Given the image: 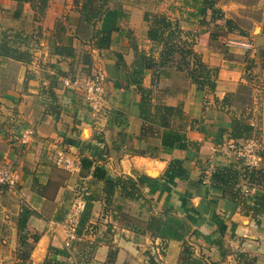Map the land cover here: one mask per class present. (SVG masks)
<instances>
[{"label": "crops", "instance_id": "obj_1", "mask_svg": "<svg viewBox=\"0 0 264 264\" xmlns=\"http://www.w3.org/2000/svg\"><path fill=\"white\" fill-rule=\"evenodd\" d=\"M18 6L15 0H0V32L14 33L12 38L24 35L18 30H25L29 19L22 9L18 15ZM58 9L52 0L40 22L53 36ZM257 9L259 16L247 35L196 45L202 60L215 70L214 91H198L191 83L188 88L168 87L169 78H183L177 73L160 74L153 85L147 71L143 86L151 90L153 103L147 119L142 115L143 94L137 86L125 81L115 86L125 65L111 50L98 56L107 76L105 113L95 117L88 108L77 80L87 70L81 71V65L78 68L74 62L76 47L84 45L76 37L80 16L76 9L71 10L72 20L62 40L51 38L50 46L56 49L46 44L42 59L35 57L37 61L27 63L0 54V165L12 166L18 173L14 187L0 184V243L6 249L15 240V247L4 251L17 254L2 264H22V252H30L27 263L44 264L51 247L66 250L57 256L66 264H182L184 241L190 246V264H246L241 258L244 253L256 264H264V209L255 213L242 202L227 199L212 185L210 176H202L209 168L208 160L227 156L231 144L247 140L231 136L232 118L242 111L234 108L231 99L223 102L225 96H238L249 89L245 114L256 127L255 139L264 150V0H259ZM114 11L119 16L121 11L112 12L113 23L118 19L116 24L121 26ZM140 12H134L133 22L122 28L138 31ZM110 13L100 28H111ZM121 35L114 32L112 42ZM58 46H70L74 54L58 53ZM124 58L127 65L133 59ZM161 104L182 106L187 118L172 121L186 124L196 149L163 145L160 112L155 109ZM29 130L33 135L23 139ZM62 150L71 162L69 167L56 164ZM262 154L256 168L264 172ZM118 177L123 179L117 184ZM132 187L136 198L126 196ZM81 198L85 201L81 220L94 230L77 234V240L67 246L70 209ZM254 205L264 208L258 201ZM23 208L31 210L24 243L18 228ZM171 218L190 225L184 239L162 235Z\"/></svg>", "mask_w": 264, "mask_h": 264}, {"label": "rangeland", "instance_id": "obj_2", "mask_svg": "<svg viewBox=\"0 0 264 264\" xmlns=\"http://www.w3.org/2000/svg\"><path fill=\"white\" fill-rule=\"evenodd\" d=\"M53 1L59 4V9L55 11V14H57V19L55 21L54 29L57 30L59 25L63 24L66 27V25L70 23V21L72 20L71 10H75V5H74V0H60V2H58V0H53ZM113 1L120 2V6L122 7L120 16H119V12L114 11V16L115 14H118L120 18L121 27H123L122 25L126 26L130 22H133L131 16L135 14L134 12L141 11L140 12L141 17L139 16V19L142 23V26L138 29V31L132 30L130 28H126V29L124 28V29L126 30V32L129 31L131 32L134 41L138 44L140 49L146 50L148 52L150 51L152 43H149L147 41L148 23L144 20L145 12L147 11L163 12L166 13L168 16H170L173 22L176 21L179 22V25L182 28V32H181L182 39L181 40L179 39V41L178 39H174V41L172 42L175 43L174 49L168 52V49L165 48V46H159V48L158 46H156V49L153 52V55L155 57V62H154L155 67L153 66L152 69L147 70L149 76L151 77V83L153 84L152 82L153 77L158 78V75L160 76V74L161 75L164 74L169 75L170 73H172L173 75H175L176 73L177 75L183 74V78L177 77V80L175 79V77L169 78V81L167 82V86L175 87L173 85L175 84L177 87L181 86V88H185V87L188 88L191 83L193 86L196 87V89L197 88L199 89L198 91H203V92L207 91L209 87L205 86L204 89H200L198 87V84H196L193 81L192 73L189 71V69H191L192 67L194 68L196 67V63H195L196 60L194 58V54L188 53L190 48H193L196 52L200 54V52L196 49V45L201 43V41L210 42L213 39L212 37L214 35H217V38L227 39L236 34H240L239 32L240 29L246 30L247 32L252 31L254 29L253 27L254 19L259 16V12H260V10L257 9L259 5V0H220L217 3L216 7L220 8L222 12H219L218 17L214 19H213V9L209 8L207 13L203 15L200 13L199 9L196 6H194L193 0H113ZM50 2H52V0H48V6L41 15H40L41 11H39L38 6H32L31 3H28L29 5H25L23 3L21 6H18L25 12L26 15L29 16L28 21H25L27 22L24 25L25 30L21 29L20 27H19L20 31L18 30V32L21 33L22 31H24V35L23 34L21 36L16 35V37L12 38L14 33H8L7 30L0 32V39H1L0 42L4 40V38H6L9 41V45L10 46L12 45L13 49H17L18 55L22 53L24 59H27V61H23V62L30 63L31 61H37L35 57L41 58L42 52L44 50H47L45 48L46 44L50 46L51 38L54 37V39H57V36H53L48 31L42 29L41 27L42 24H40V22H42L44 20V17L46 16L47 9L50 6ZM115 2H112L110 5V9H111V10L109 9V11L111 12L109 17L110 25L108 27H111L113 24L112 12L113 10L116 9L115 8L116 5H119ZM62 5L64 6V9L61 8ZM108 12L105 14L106 16ZM36 13L39 14L40 16L39 20H36L34 17H33L34 19L32 18V16H35ZM227 19H232V21L237 25L234 26L235 28L232 29V32L229 31V26L227 25ZM111 20L112 23L110 22ZM58 23L59 25L57 26ZM99 23L98 26L100 27ZM64 32L66 33L67 29H65ZM229 32L231 34H229ZM10 40H12L13 42H11ZM131 40L132 39L128 37L126 34V35H121L116 43L112 42L111 45L105 48L98 47L95 43L96 42L95 40H94L95 42L92 41H87L86 43L83 42L84 44L83 46L76 47L75 51L77 52V58L74 61L75 65L77 64L76 66L78 68H80L81 65L82 67L81 71L87 70V71H83L84 73H86L85 75H82L77 79L81 83V84L78 83V86L79 88L83 89V95H84V87L86 83L90 79L95 78V76L101 73L104 77V80L101 82V87L103 89L102 102L105 103V105H108L107 91L105 87L107 76L105 75L104 70L101 68L100 64L98 63L99 62L98 56L101 58L103 57V53L106 50H111L114 55L118 54V56H116L117 60L125 61L124 58L125 55L129 57L132 56V58L134 59V50L131 44L132 43ZM183 40L185 41L187 40L188 43H185ZM50 49L52 50L56 49V46L52 45V48L50 46ZM103 49L104 51L102 52L101 50ZM108 55L112 56V54L109 51H108ZM188 61L190 62V66H188L187 64ZM128 71L130 70L128 69ZM121 76L124 75L121 74ZM171 80H174V82H172ZM248 104H249L248 89L245 88L240 94H238V99H236L233 105L234 108H238L240 110V108ZM88 108L91 110V112L95 117H99L101 114H104L106 110V109L104 110V107L101 111H97L91 108L90 106H88ZM236 113L237 112H235V114ZM248 117L249 115L245 114L244 120L249 121ZM255 128L256 127L253 126V129L249 132V134L250 133L251 134L247 138V140L248 139L250 140L249 141L250 144L247 147L252 152L256 151L257 154H259V156L261 157V154L264 150H263V146L260 145L259 142L255 139L257 133ZM247 140L236 141L235 142L236 146L231 147L230 150L229 149L227 150L226 153L227 156H223V157L217 156L212 160L213 162L211 160H208L210 165L209 168H207L206 172L204 173V177L208 178V176H210L213 173V171L218 167L220 168L226 167L228 169L231 168L232 170L229 169V171H235L238 175L234 179V181H236L235 182L236 187L241 188V194H243V196H246V199L248 198V200H246L247 202L253 203V204L252 203H248V204L249 206H251V209L254 210L253 206H255L254 203L257 200H254L253 196L256 197L257 193L264 194V172L256 173L254 169L262 159L257 160L254 157L255 153H252V155H250V151H248L247 154H243V147L245 146ZM219 150L223 151L222 147H220ZM10 168L16 173L17 181H18V173L14 170L12 166ZM89 230L93 231L94 229L93 227L91 228L89 227ZM23 234L26 237V234L25 233ZM9 239L12 241L11 238H7V240ZM23 239L24 238L20 236V242H23L24 241ZM16 242L18 241L16 240ZM15 245L16 243L14 240L9 243L6 249L12 250L15 247ZM6 249H4V247L0 243V264L8 263L9 261H12L13 258H15V256L17 255L12 252L6 253L4 251Z\"/></svg>", "mask_w": 264, "mask_h": 264}, {"label": "trees", "instance_id": "obj_3", "mask_svg": "<svg viewBox=\"0 0 264 264\" xmlns=\"http://www.w3.org/2000/svg\"><path fill=\"white\" fill-rule=\"evenodd\" d=\"M22 5L23 3H31L32 6H38L40 15L44 12V10L48 6V0H15ZM194 6H196L200 13L205 15L209 8L213 9V19L218 17V13L222 12L220 8H217L216 5L220 0H193ZM113 0H74V5L76 11L79 12V23L76 30V37L80 39L82 42L92 41L95 42L96 45L100 48H105L111 45L112 43V35L114 32L123 33L130 37L132 40V47L134 50V59L131 64L127 65L125 61L123 64L125 68H123L124 76L117 77L115 80V86L121 87L123 85V80L126 82V85L135 84L137 88L142 92V115L144 118H149L146 113H149L152 108V101H151V90L147 89L143 86L144 77L147 73V70L152 69L155 67V57L153 52L156 49V46H165L168 49V52L174 49L175 43H172L174 39L181 40V32L182 28L179 25V22H173V20L168 16L166 13L158 12V11H147L144 14V20L148 23L147 28V38L152 43L150 51H146L140 49L138 44L134 41L131 32H126L124 28L120 25L113 23L111 28H100L98 23L104 19L105 14L109 11L110 5ZM119 5H116V11H121L122 7L120 6V2H115ZM21 11L18 10V15ZM221 15V14H220ZM34 18L36 20L40 19L39 14H35ZM61 24V23H60ZM59 23L57 24V26ZM227 25L229 26V31L232 32V29L237 26L232 19H227ZM56 26V28H57ZM239 27V26H238ZM65 25H59L58 29L55 32V35L58 39L62 40L63 35L65 34ZM62 31V32H61ZM229 32V33H230ZM240 35H247L248 32L246 30L240 29ZM126 33V34H125ZM213 39L217 38V35L212 37ZM95 40V41H94ZM185 43H188L187 40H183ZM58 53H66L68 56H72L74 54V50L70 46H58L57 47ZM21 53V52H20ZM190 54H194L196 67H192L189 71L192 73L193 81L198 84L200 89H204L205 86H208V92L214 91L216 88V73L215 70L209 67L203 60L202 57L198 52H196L193 48H190L188 51ZM0 54L5 56H12L21 61H27L24 59L23 54L21 53L18 55L17 49H13L12 45H9V41L4 38L0 42ZM188 66H190V62H187ZM261 65L264 68V49L261 50ZM128 69L130 71H128ZM189 72V73H190ZM167 73V72H166ZM124 77V78H123ZM159 77V75H158ZM157 78L153 77L152 82L155 83ZM51 95L54 96V93ZM249 95V89H248ZM231 99L233 103L238 99L237 95L233 96H225L223 102H228ZM218 100V99H217ZM243 108V109H242ZM240 108L242 113L239 115L236 114L232 118V131L231 136L235 139L240 138H248L250 136L249 132L253 129V125L250 124L249 121H245V112L247 111L244 107ZM156 113L160 112V120H161V140L163 145L171 146V147H178V148H188L190 146H194L196 149L198 146L192 140H190L186 133V124L181 123L179 125H175L172 121L174 118L181 119L182 121L187 118L185 112L181 105L178 106H171L167 104H161L155 106ZM239 111V109H236ZM56 113H59L58 110H55ZM236 111V112H237ZM198 121V120H196ZM194 123V120L192 121ZM264 159V153H263ZM178 164H181L180 161H177ZM87 165V163H86ZM173 165V164H172ZM181 171L182 168L178 167ZM232 170L231 168H229ZM228 168H216L213 173L210 175V180L213 186L220 189L227 199L233 201H239L246 205L247 208L251 207L247 203L246 196L241 194V188L236 187V181L234 179L238 176L235 171H229ZM255 172L262 173V169L254 168ZM235 172V173H234ZM182 177H186V170H183L181 173ZM204 176V174L202 175ZM115 183L122 182V177L116 178ZM133 188V192L126 193V196H130L132 198H136L135 195V187ZM125 189V186L123 187ZM123 193L125 190H122ZM258 199V203H264V194L256 195ZM262 207V208H261ZM261 207L254 208L255 213H261L263 211V205ZM31 215V210L29 208H23L18 222L19 233L23 234L28 219ZM87 226V227H86ZM176 226V227H175ZM89 227L91 225H85L83 220H80V225L78 228V234L81 235L83 231L87 233L89 231ZM191 229L190 225L186 222H180L175 218H171L170 222L169 219L167 220L166 224L164 225V229L162 232L163 236H170L177 239H184L189 230ZM25 240V235H21ZM24 243V241H23ZM65 249H59L55 247L50 248V253L45 260L44 264H66L65 261L60 260L57 258L59 254L65 253ZM115 251L110 253V257H115ZM20 258L22 259V264H30L27 263V260L30 258V252H22L19 254ZM190 246L184 241L183 251L181 255V262L182 264H190ZM242 260L246 262V264H256L254 258H250L249 254L244 253L241 254Z\"/></svg>", "mask_w": 264, "mask_h": 264}, {"label": "built area", "instance_id": "obj_4", "mask_svg": "<svg viewBox=\"0 0 264 264\" xmlns=\"http://www.w3.org/2000/svg\"><path fill=\"white\" fill-rule=\"evenodd\" d=\"M104 80L103 75L100 73L99 75L95 76V78L90 79L85 87H84V96L86 99V102L88 106L91 108L101 111L105 105V103L102 102V93L103 89L101 87V82ZM69 83V81H67ZM33 130H29L23 139L27 140L33 135ZM250 140H247L245 143V146L243 147V154H247L248 151H250V155L252 153L257 154V152H252L248 149V145L250 144ZM258 145V144H257ZM236 144H231V147H235ZM241 152V151H240ZM242 153V152H241ZM254 157L259 160L261 157L259 154L255 155ZM56 164L57 165H66L69 167L71 165L70 160H68L67 153L62 150L58 152L56 156ZM257 165V164H256ZM0 184L14 187L17 184V175L16 173L10 168V166L3 164L0 165ZM85 210V201L81 198L79 200H76L73 203V206L70 209L69 218L66 224V228L68 231V238L66 240V245L70 246L74 240H77V234H78V228L80 225V220L82 217V213Z\"/></svg>", "mask_w": 264, "mask_h": 264}]
</instances>
